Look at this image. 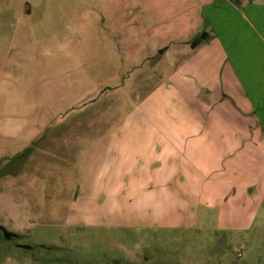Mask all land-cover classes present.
Returning <instances> with one entry per match:
<instances>
[{
  "label": "rangeland",
  "instance_id": "rangeland-1",
  "mask_svg": "<svg viewBox=\"0 0 264 264\" xmlns=\"http://www.w3.org/2000/svg\"><path fill=\"white\" fill-rule=\"evenodd\" d=\"M213 5L217 11L222 7L215 16L221 21L232 12L226 0H0V125L29 128L44 119L66 123L65 112L52 113L113 87L115 96L125 94L130 107L139 99L146 103L144 96L151 98L147 102L157 108L151 110L155 123H197L191 118L196 113L198 124L208 125V115L214 114L212 123L223 128L225 121L217 115L224 108L218 100L221 79L234 76L233 59L225 48H239L241 43L239 36L213 32ZM203 32L207 38L192 49L190 44ZM205 87L211 92L203 94ZM13 95L20 97L18 103L5 99ZM235 103L249 114L242 118L254 119L248 102ZM233 113L232 122L240 118ZM153 127L151 141H171L170 133ZM233 127L227 133L217 130V143L201 148V172L205 163L218 169L223 162L239 163L246 153L256 155L248 134ZM175 143L174 148L185 153ZM177 157L168 159V175L179 178L178 170L193 171L192 156ZM156 181L168 186L121 198L115 224L103 217L71 224L64 211L48 222L35 219L29 209L20 213L23 236L5 240L0 228V264H264V224L225 232L227 243L220 248L225 233L218 240L206 206L199 209L205 224L185 222L171 229L152 223L155 211L164 206L161 192L162 204L166 193L168 206L181 204L179 222L191 219L194 203L188 189L178 201L176 183L184 182ZM73 210L74 215L80 212ZM0 216L10 218L1 205ZM228 234L236 235L229 239Z\"/></svg>",
  "mask_w": 264,
  "mask_h": 264
},
{
  "label": "crops",
  "instance_id": "crops-1",
  "mask_svg": "<svg viewBox=\"0 0 264 264\" xmlns=\"http://www.w3.org/2000/svg\"><path fill=\"white\" fill-rule=\"evenodd\" d=\"M227 3L232 11L229 18L221 21L216 17L217 20L215 16L218 11L222 13V7L217 11L214 5L210 15L213 32L219 37L229 34V38L236 39L239 36L241 43L239 48H225L233 59L235 76L221 79L218 100L224 108L220 113L217 111V115L221 114L225 129L212 123L214 114L208 115V125L198 124L196 113L191 118L197 119V123H155L151 110L157 108L151 109L147 102L151 98L144 96L146 103H140L139 99L130 107L125 94L115 96L113 87L102 90L96 97L91 94L86 101H72L65 106L67 111L58 108L52 113L55 116L65 112L66 123L56 120L49 124L44 119L41 125L29 128L1 123L0 205L5 215L10 214L9 220L0 216L1 232L9 233L10 238L23 236L25 225L19 215L28 209L34 212L35 219L46 218L44 222L57 211L62 214L64 211L63 217L71 224L98 217L115 224V209L120 207L124 195L143 196L152 189L162 190L168 184L158 186L156 180L163 179L185 183H176L178 201L188 189L194 199L192 214L190 220L179 222L181 204L168 206L166 192V203L162 204L164 194L161 192L160 205L165 207L155 211L154 224L171 229L185 222L205 224L199 210L203 206L209 209L208 220L212 221L218 240L223 231H246L255 223L264 224V4L251 0ZM208 91L209 87H205L202 93L208 94ZM19 98L18 95L5 96L6 100L15 102ZM235 102H248V111L254 119L242 118L249 114L240 111ZM159 107L162 109V104ZM230 113L240 118L232 122ZM233 125L242 127L248 134L246 139L253 143L252 147L255 145L256 155L246 153L239 163L223 162L218 164V169L216 164L205 163L201 172V148L213 147L217 143L214 132L227 133ZM153 126L170 133L171 141H151L156 128ZM174 143L185 148V153L178 152ZM177 156H188V159L192 156L194 162L192 172L187 168L178 170L179 178L172 173L168 175L166 166L168 159L176 160ZM194 168H199V172ZM73 209L79 210V214L74 215ZM226 233L217 245L220 248L227 243ZM234 235L228 234V238Z\"/></svg>",
  "mask_w": 264,
  "mask_h": 264
},
{
  "label": "trees",
  "instance_id": "trees-1",
  "mask_svg": "<svg viewBox=\"0 0 264 264\" xmlns=\"http://www.w3.org/2000/svg\"><path fill=\"white\" fill-rule=\"evenodd\" d=\"M206 38H207V34H206V32L201 33V35H200L199 37L195 38V39L192 41V43L190 44V47H191L192 49L196 48V47L199 46V45L202 43V41L205 40Z\"/></svg>",
  "mask_w": 264,
  "mask_h": 264
},
{
  "label": "water",
  "instance_id": "water-1",
  "mask_svg": "<svg viewBox=\"0 0 264 264\" xmlns=\"http://www.w3.org/2000/svg\"><path fill=\"white\" fill-rule=\"evenodd\" d=\"M242 1H244V0H241L240 2H238V4H240ZM3 237H4V239H9L11 237V235L9 233L3 231ZM25 248H27V247H25Z\"/></svg>",
  "mask_w": 264,
  "mask_h": 264
},
{
  "label": "flooded vegetation",
  "instance_id": "flooded-vegetation-1",
  "mask_svg": "<svg viewBox=\"0 0 264 264\" xmlns=\"http://www.w3.org/2000/svg\"><path fill=\"white\" fill-rule=\"evenodd\" d=\"M227 1H229V2H233V3H235V4H238V2H240L241 0H227Z\"/></svg>",
  "mask_w": 264,
  "mask_h": 264
},
{
  "label": "built area",
  "instance_id": "built-area-1",
  "mask_svg": "<svg viewBox=\"0 0 264 264\" xmlns=\"http://www.w3.org/2000/svg\"><path fill=\"white\" fill-rule=\"evenodd\" d=\"M238 257H241V255H240V254H238Z\"/></svg>",
  "mask_w": 264,
  "mask_h": 264
}]
</instances>
